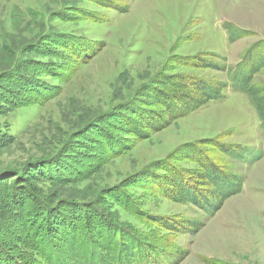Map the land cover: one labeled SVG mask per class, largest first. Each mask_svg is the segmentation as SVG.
<instances>
[{
  "label": "rangeland",
  "instance_id": "obj_1",
  "mask_svg": "<svg viewBox=\"0 0 264 264\" xmlns=\"http://www.w3.org/2000/svg\"><path fill=\"white\" fill-rule=\"evenodd\" d=\"M229 29L237 30V38L229 37ZM75 43L96 54L85 63L72 62L63 45ZM178 56L196 65H181ZM258 57L264 58V0H0V71L15 61L29 62L23 73L38 93L23 94V106H2L0 171H21L31 161L53 157L38 167L34 188L48 204H58L53 212L60 213L51 215L75 223L78 239L92 204L131 232L155 237L164 250L187 248L179 264H203L201 256L264 264V156L244 163L218 147L237 152L236 145L244 146L248 155L254 150L250 156L261 148L264 131L248 95L225 87L223 97L149 137L127 138L131 147L114 158L100 143L101 129L109 124L95 120L122 104L114 111L135 102L146 107L136 99L137 90L158 74L216 85L228 80L226 70L208 63L231 68ZM252 83L264 88V66ZM116 117L112 124H118ZM192 149L207 150L222 170L243 177L241 192L209 217L191 203L164 197L155 186L164 174L153 170L155 160L199 169ZM76 214L79 220L72 218ZM163 219L205 223L190 236L160 228ZM87 221L98 229L96 218Z\"/></svg>",
  "mask_w": 264,
  "mask_h": 264
},
{
  "label": "trees",
  "instance_id": "obj_2",
  "mask_svg": "<svg viewBox=\"0 0 264 264\" xmlns=\"http://www.w3.org/2000/svg\"><path fill=\"white\" fill-rule=\"evenodd\" d=\"M237 36V30L229 29L231 39ZM63 46L67 48L72 62L75 63H85L96 54L94 52L89 55L85 52V46L78 43ZM244 57L245 53L242 59ZM177 60L181 65H196L194 62L187 63L181 56H178ZM197 63V66H201L198 58ZM27 64L29 62L23 60L15 61L11 64L14 65L13 68L0 71V112L6 104L25 105L23 94H38L35 82L32 83L29 80L31 77L24 74L30 68ZM239 64L240 62L230 68L208 63L206 66L226 70L228 80L216 85L197 78L190 80L180 74H158L150 83L137 90L138 96L141 97L136 99L141 100L146 107L135 105V102L130 103L131 107L127 109L122 107L121 111L115 112L114 110L124 105L122 104L97 116V124H109L102 127L99 135L104 151L112 158L122 154L131 147L124 142L129 141L127 138L140 140L149 137L152 131L162 130L172 121L223 97V89L228 86L248 95L257 110L264 131V88L252 83L253 76L264 66V58L247 61L244 66ZM17 72L22 75L16 74ZM14 74L17 76L15 79ZM36 83L39 84V81ZM2 92L8 95H1ZM114 115H117L115 120L118 124H112ZM117 132L119 136L115 134ZM185 146L190 144L182 147ZM236 146L239 147L237 152L231 151L230 148L223 149L221 145L218 147L222 153H228L241 162H255L264 155V139L262 147L251 156L254 150L248 155L244 146ZM192 150L193 160L200 167L195 171L179 169L175 165L163 164L162 160H155L152 163L153 170L164 171L160 176L162 180L157 181L155 186L164 197L179 203H191L206 212L209 217L222 207L226 199L241 192L243 177L222 170L207 150ZM52 158L31 161L21 171H0V264H33L38 260L42 264H164L163 253L168 255V264H179L189 254L187 248L175 252L164 250L155 237L140 231L131 232L116 221L118 217L92 209V204L87 205L86 210L90 216L96 218L98 229L94 230L91 222L87 221L90 216H85L86 223L84 229L82 228L84 236L78 239L75 235V223L63 218L64 216L55 218L51 215L60 213L53 212L58 204H48V200L40 197L34 188L33 180L38 174V167ZM121 202L125 209L130 208L127 199ZM80 217L76 214L72 218L79 220ZM158 222L162 229L190 236L196 234L205 223L204 220L197 219H163ZM200 260L203 264H226L212 257L201 256Z\"/></svg>",
  "mask_w": 264,
  "mask_h": 264
},
{
  "label": "built area",
  "instance_id": "obj_3",
  "mask_svg": "<svg viewBox=\"0 0 264 264\" xmlns=\"http://www.w3.org/2000/svg\"><path fill=\"white\" fill-rule=\"evenodd\" d=\"M261 147H262V146H261ZM257 150H259V149H257ZM263 156H264V155H263ZM263 156H262V157H263ZM244 163H247V162H244Z\"/></svg>",
  "mask_w": 264,
  "mask_h": 264
}]
</instances>
